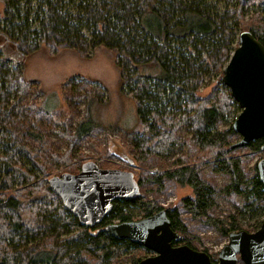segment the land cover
<instances>
[{
    "label": "trees",
    "instance_id": "16d2710c",
    "mask_svg": "<svg viewBox=\"0 0 264 264\" xmlns=\"http://www.w3.org/2000/svg\"><path fill=\"white\" fill-rule=\"evenodd\" d=\"M0 3V264H135L150 251L115 239L105 227L114 221L149 217L160 210H165L171 230L180 236L172 245L197 250L186 238L177 208L162 209L152 201H143L141 195L131 202L115 200L99 225L84 227L49 190L47 180L53 173L62 169L75 174L84 161L74 163L72 145L61 153L47 134L67 140L89 134L97 128L91 107L99 106L102 95L96 88L84 98L87 116L79 121L73 136L55 131L53 126L43 129L42 117L53 116L42 105L27 103L28 96L35 100L40 92L33 81L25 79L22 62L40 49L50 54L66 49L82 57L100 48L110 52L118 71L119 92L135 103L141 126L137 158H167L176 150L182 152L184 143L174 132L185 127L201 152L195 161H211L213 173L228 179L217 189L201 178L192 160L194 164L155 175L151 182L159 189L163 182L189 188L191 195L180 202L182 211L206 218L224 237L229 232L251 233L259 228L264 218V186L256 163L264 158V138L234 153L229 147L237 135L231 124L225 130L218 125L231 116L233 121L239 113L220 81L238 45L239 33L250 32L264 47V0ZM213 83L209 94L199 95ZM252 154L259 157L248 170ZM137 184L140 189L142 181ZM219 197L242 199V206H236L237 216L226 213V218L220 219L208 215L217 207ZM243 220L250 229L243 228Z\"/></svg>",
    "mask_w": 264,
    "mask_h": 264
},
{
    "label": "rangeland",
    "instance_id": "374dc122",
    "mask_svg": "<svg viewBox=\"0 0 264 264\" xmlns=\"http://www.w3.org/2000/svg\"><path fill=\"white\" fill-rule=\"evenodd\" d=\"M2 14L3 6L0 3V18ZM22 62L25 79L33 81L38 93L40 92L35 100L28 96L27 103L40 104L51 111L53 116L42 117L43 129L53 126L55 131L66 132L73 136L79 121L87 116L84 98L96 88L101 92L99 106L91 107V116L96 121L97 128L80 139L67 140L48 133L49 141L58 147L61 153L72 145L73 162L77 165L82 159L84 162L85 160L93 161L103 169L131 172L137 182L142 181L139 189L142 200L152 201L162 209L177 208L180 211L179 217L186 227V238L191 241L192 246L217 259V253L227 242V237L222 236L216 228L210 226L206 218H194L191 213L182 211L181 199L191 195V190L187 187H177L171 182H163L164 187L159 189L151 182L155 175L187 163L190 165L195 163L200 169L201 178L215 185L217 189H222L228 183L227 178L213 173L211 161L205 164L195 161L201 158V152L195 148L190 131L185 127H178L174 132V135L184 143L182 152L176 150L167 158L158 157L140 161L135 155L138 152L135 148L142 130L136 116L135 103L119 92L118 71L110 52L100 48L82 57L66 49L59 50L55 54L40 49ZM214 85L215 83L203 88L199 95L209 94ZM232 118L233 116L225 123H220L218 129H227L228 123L233 122ZM238 139L237 136L232 142ZM243 149L245 148L234 149V153L242 152ZM258 157L259 154H252L246 169L251 170ZM192 160L195 162L193 163ZM62 173V169H58L53 175L59 176ZM242 204L240 197H219L217 207L209 211L208 215L220 219L226 218V213L237 216L236 206L241 207ZM262 205L264 207V203ZM137 218L140 219V217ZM248 227L247 220H243V228L250 229ZM124 255L126 254H122V257H125ZM237 264L242 262L238 261Z\"/></svg>",
    "mask_w": 264,
    "mask_h": 264
},
{
    "label": "water",
    "instance_id": "95a60500",
    "mask_svg": "<svg viewBox=\"0 0 264 264\" xmlns=\"http://www.w3.org/2000/svg\"><path fill=\"white\" fill-rule=\"evenodd\" d=\"M220 81L240 109L231 124L239 139L229 149L245 148L251 141L264 138V47L250 32L239 33L238 45ZM261 151L264 153V143ZM256 171L264 186V158L257 161ZM47 185L84 227L99 225L111 211L113 201L131 202L140 197L131 172L103 169L93 161L82 163L75 174L51 176ZM105 231L117 240L129 241L152 253L135 264H264V218L254 232H229L214 262L203 251L172 245L180 236L171 230L165 210L135 221L111 223Z\"/></svg>",
    "mask_w": 264,
    "mask_h": 264
},
{
    "label": "flooded vegetation",
    "instance_id": "af4514ba",
    "mask_svg": "<svg viewBox=\"0 0 264 264\" xmlns=\"http://www.w3.org/2000/svg\"><path fill=\"white\" fill-rule=\"evenodd\" d=\"M151 253V252H150ZM152 254V253H151Z\"/></svg>",
    "mask_w": 264,
    "mask_h": 264
}]
</instances>
